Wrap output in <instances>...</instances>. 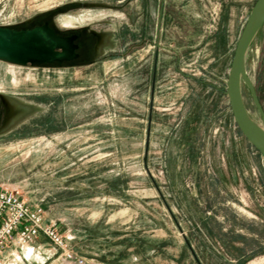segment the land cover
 <instances>
[{
	"label": "rangeland",
	"instance_id": "1",
	"mask_svg": "<svg viewBox=\"0 0 264 264\" xmlns=\"http://www.w3.org/2000/svg\"><path fill=\"white\" fill-rule=\"evenodd\" d=\"M255 2L146 0L149 20L130 21L140 0H0L3 27L53 17L60 31L110 33L105 54L78 68L0 62V93L29 109L0 138V188L42 209L73 264H264V159L226 95ZM243 73L241 101L260 124L264 23ZM40 256L24 252L20 264H63L48 245Z\"/></svg>",
	"mask_w": 264,
	"mask_h": 264
},
{
	"label": "water",
	"instance_id": "2",
	"mask_svg": "<svg viewBox=\"0 0 264 264\" xmlns=\"http://www.w3.org/2000/svg\"><path fill=\"white\" fill-rule=\"evenodd\" d=\"M83 6L95 7L97 5L83 4ZM263 23L264 0H256L234 50L227 76L226 95L236 128L248 144L264 159V140L253 131L245 116L239 87L241 78H245L243 66L247 49ZM73 57L71 39L57 36L47 24L28 30H15L0 26V62L26 67L28 64L68 61ZM28 110L27 108L26 112Z\"/></svg>",
	"mask_w": 264,
	"mask_h": 264
},
{
	"label": "flooded vegetation",
	"instance_id": "3",
	"mask_svg": "<svg viewBox=\"0 0 264 264\" xmlns=\"http://www.w3.org/2000/svg\"><path fill=\"white\" fill-rule=\"evenodd\" d=\"M140 2L142 11H140L139 16H137V14L134 17H129L127 14L126 20H149L146 16V0H140ZM125 7L126 6L124 4H120L117 8L119 10H124ZM161 13L163 12L160 9V17H157L156 20L160 21L162 24L163 18ZM43 18L44 17L32 19L28 22L27 28H19L15 30H28L43 24H47L57 36L71 39L74 57L71 60L62 62L28 64V67L40 70L78 68L99 60L109 47L110 33L107 31L101 30L99 28H91L90 25L73 28L72 30L60 31L58 27L52 23V20H54L53 17H49L48 19ZM39 20H41V22H39ZM155 35L156 37L159 36V29H157V26L155 28ZM144 36H146V28L141 26L139 27L140 41L137 46H141L146 42ZM158 46L159 44L155 43L154 47ZM21 104L22 103L19 102L18 99L8 96L5 93H0V138L11 134L13 135V133L17 132L19 129H21V126L24 125L22 122L27 113L26 110H24V106ZM16 135L19 136L20 134Z\"/></svg>",
	"mask_w": 264,
	"mask_h": 264
},
{
	"label": "built area",
	"instance_id": "4",
	"mask_svg": "<svg viewBox=\"0 0 264 264\" xmlns=\"http://www.w3.org/2000/svg\"><path fill=\"white\" fill-rule=\"evenodd\" d=\"M42 238L46 244L61 257L63 264H73V253L59 235L54 222H45L42 209L31 207L16 192L0 188V264H16L18 249L29 257L37 246L36 241ZM13 246L11 259L1 257L2 251ZM81 262V261H80Z\"/></svg>",
	"mask_w": 264,
	"mask_h": 264
},
{
	"label": "crops",
	"instance_id": "5",
	"mask_svg": "<svg viewBox=\"0 0 264 264\" xmlns=\"http://www.w3.org/2000/svg\"><path fill=\"white\" fill-rule=\"evenodd\" d=\"M45 245H48V244H46L44 242V243H40V244L34 243V245H33L34 247L37 246V249L35 250L34 254H35V256L37 257L38 260H42V258H41L40 255H41V251L43 250V246H45ZM13 248H15V247L9 246V247L5 248L4 251H2V253H1V257H3L4 259H7L8 260L9 251L12 250ZM18 253H19V256H20V255H23L24 254V251L18 250ZM20 261H21V258H20V260L16 264H20L21 263ZM50 264H56V262L53 261Z\"/></svg>",
	"mask_w": 264,
	"mask_h": 264
},
{
	"label": "bare ground",
	"instance_id": "6",
	"mask_svg": "<svg viewBox=\"0 0 264 264\" xmlns=\"http://www.w3.org/2000/svg\"><path fill=\"white\" fill-rule=\"evenodd\" d=\"M242 73V71H241ZM243 110V108H242ZM245 116L247 117V120L249 121L253 131L261 138L264 140V121L260 124L255 123L246 113Z\"/></svg>",
	"mask_w": 264,
	"mask_h": 264
}]
</instances>
